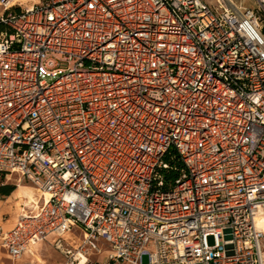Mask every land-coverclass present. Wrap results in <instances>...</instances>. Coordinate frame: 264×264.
Listing matches in <instances>:
<instances>
[{"label":"built area","instance_id":"built-area-1","mask_svg":"<svg viewBox=\"0 0 264 264\" xmlns=\"http://www.w3.org/2000/svg\"><path fill=\"white\" fill-rule=\"evenodd\" d=\"M262 17L264 0H0V175L40 194L0 250L264 264Z\"/></svg>","mask_w":264,"mask_h":264},{"label":"rangeland","instance_id":"rangeland-1","mask_svg":"<svg viewBox=\"0 0 264 264\" xmlns=\"http://www.w3.org/2000/svg\"><path fill=\"white\" fill-rule=\"evenodd\" d=\"M262 19V27L264 28V17ZM4 186H13L15 190L11 195L3 197L0 195V220L7 229L14 226L17 215L20 213L22 205L32 207L34 201L39 197V193L32 187L30 183L20 180L18 174L9 176L0 175V188ZM210 243L212 240L210 239ZM35 251V256H32L35 264H60L63 261L62 256L57 252L52 243L47 241L42 244V247ZM103 261V257L97 259ZM96 261V259L94 260ZM147 262V257L144 258Z\"/></svg>","mask_w":264,"mask_h":264},{"label":"crops","instance_id":"crops-1","mask_svg":"<svg viewBox=\"0 0 264 264\" xmlns=\"http://www.w3.org/2000/svg\"><path fill=\"white\" fill-rule=\"evenodd\" d=\"M0 227H2L3 230H8L1 220H0ZM41 247H42V244L37 245L34 248V250H38ZM34 261L35 259H33L32 256H30L29 254H25L21 259L13 263V261L8 258L6 253L3 250H0V264H29L30 262H34Z\"/></svg>","mask_w":264,"mask_h":264},{"label":"trees","instance_id":"trees-1","mask_svg":"<svg viewBox=\"0 0 264 264\" xmlns=\"http://www.w3.org/2000/svg\"><path fill=\"white\" fill-rule=\"evenodd\" d=\"M14 190L15 188L13 186H4L0 188V195H2L3 197L9 196Z\"/></svg>","mask_w":264,"mask_h":264},{"label":"bare ground","instance_id":"bare-ground-1","mask_svg":"<svg viewBox=\"0 0 264 264\" xmlns=\"http://www.w3.org/2000/svg\"><path fill=\"white\" fill-rule=\"evenodd\" d=\"M46 197L48 198L49 196L47 195ZM37 200H38V199H37ZM37 200L34 201V203L37 202ZM32 254H33V256H35V251H34V250L32 251Z\"/></svg>","mask_w":264,"mask_h":264}]
</instances>
